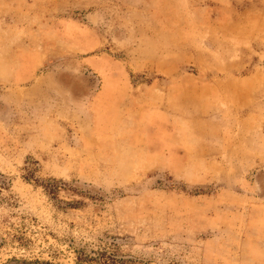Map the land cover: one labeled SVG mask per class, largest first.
I'll return each mask as SVG.
<instances>
[{"label": "rangeland", "instance_id": "rangeland-1", "mask_svg": "<svg viewBox=\"0 0 264 264\" xmlns=\"http://www.w3.org/2000/svg\"><path fill=\"white\" fill-rule=\"evenodd\" d=\"M87 263L264 264V0H0V264Z\"/></svg>", "mask_w": 264, "mask_h": 264}, {"label": "trees", "instance_id": "trees-1", "mask_svg": "<svg viewBox=\"0 0 264 264\" xmlns=\"http://www.w3.org/2000/svg\"><path fill=\"white\" fill-rule=\"evenodd\" d=\"M82 260H86V258L85 259H82ZM89 262V261H88ZM87 264H91V263H87Z\"/></svg>", "mask_w": 264, "mask_h": 264}]
</instances>
